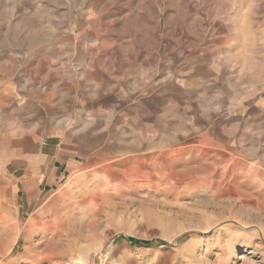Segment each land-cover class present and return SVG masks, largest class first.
I'll return each instance as SVG.
<instances>
[{
    "label": "rangeland",
    "instance_id": "1",
    "mask_svg": "<svg viewBox=\"0 0 264 264\" xmlns=\"http://www.w3.org/2000/svg\"><path fill=\"white\" fill-rule=\"evenodd\" d=\"M68 263L264 264V0H0V264Z\"/></svg>",
    "mask_w": 264,
    "mask_h": 264
},
{
    "label": "trees",
    "instance_id": "2",
    "mask_svg": "<svg viewBox=\"0 0 264 264\" xmlns=\"http://www.w3.org/2000/svg\"><path fill=\"white\" fill-rule=\"evenodd\" d=\"M132 243H134V244H137V245H138V243H139V242H137V241L133 240V241H132ZM165 243H166V242H158V244H165Z\"/></svg>",
    "mask_w": 264,
    "mask_h": 264
},
{
    "label": "bare ground",
    "instance_id": "3",
    "mask_svg": "<svg viewBox=\"0 0 264 264\" xmlns=\"http://www.w3.org/2000/svg\"><path fill=\"white\" fill-rule=\"evenodd\" d=\"M7 235H8V233H4V234H2L1 236L4 237L3 239H5V237H7ZM7 238H8V237H7Z\"/></svg>",
    "mask_w": 264,
    "mask_h": 264
},
{
    "label": "water",
    "instance_id": "4",
    "mask_svg": "<svg viewBox=\"0 0 264 264\" xmlns=\"http://www.w3.org/2000/svg\"><path fill=\"white\" fill-rule=\"evenodd\" d=\"M68 264H70V263H68Z\"/></svg>",
    "mask_w": 264,
    "mask_h": 264
}]
</instances>
